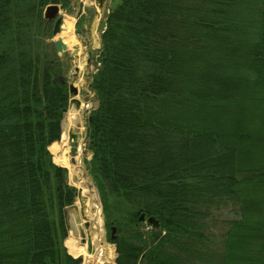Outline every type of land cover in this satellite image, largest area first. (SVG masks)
I'll return each instance as SVG.
<instances>
[{
  "label": "trees",
  "instance_id": "trees-1",
  "mask_svg": "<svg viewBox=\"0 0 264 264\" xmlns=\"http://www.w3.org/2000/svg\"><path fill=\"white\" fill-rule=\"evenodd\" d=\"M61 1L0 0V264H80L63 244L77 190L48 150L69 94L42 10ZM106 25L87 170L105 211L126 212L117 264H264L240 187L264 192V163L240 168L219 131L175 121L229 112L264 134V0H118ZM228 208L216 251L207 224ZM143 213L160 227L145 230Z\"/></svg>",
  "mask_w": 264,
  "mask_h": 264
},
{
  "label": "rangeland",
  "instance_id": "rangeland-1",
  "mask_svg": "<svg viewBox=\"0 0 264 264\" xmlns=\"http://www.w3.org/2000/svg\"><path fill=\"white\" fill-rule=\"evenodd\" d=\"M81 2H83L84 5L91 3L90 0H62L59 3H50L47 5H58L60 7L61 11L59 16L63 17V26L61 28V32L64 31V23L67 17L72 18L74 21L73 36L75 43L67 42L68 50L65 56H61L54 48V41L60 38V33L56 37L52 35L56 19L50 23H47L46 19L44 18L45 9L47 6L43 8L42 13L45 21L44 25L48 27L46 33V43L50 44V50L53 49L51 52L53 53L55 50L57 56L60 57L61 61L59 60V62L60 64L62 62L63 65L61 69V76H59V78H64V84L68 89L69 94L68 107L61 121V138L54 142H61L63 138L67 139L68 144L72 141H77L79 143V148H85L86 154H84L82 151L81 159L78 154L74 157L75 164L71 162V168H76V174L72 176L67 167L58 165L54 162V155L49 150L50 145L54 142L49 145L48 150L51 154L52 162L55 165L67 170V182L69 185L75 187L78 193V195H76L75 203L66 207L64 212L66 209L68 210L67 213L65 212L68 227L67 237H69L70 233H72L77 239L78 243L82 245V238L80 236L79 228H82L86 235L84 244L86 246L88 255L91 257L87 258L88 260L82 257L83 260L85 259L89 262H85L84 260L81 262V264H116L117 251L115 244L111 242V228L115 227L117 230L115 218L118 219L119 217H123L126 212H123L124 209L113 212H111V210L110 212L105 211L103 206L105 200L101 188L89 174L87 170V163L91 161L93 157V154L89 149V118L92 111L98 107L97 101L95 99L96 93L92 90V82L94 76L99 72L102 65L101 57L103 53V35L107 29L106 21L108 19L109 13L118 4V0H109L107 6H103L101 10H99L98 7H96L95 11L90 10V6H88V8H86L87 11L85 12L84 10L81 16L78 18V7ZM76 50H79V53H77L76 56H73L72 52H75ZM87 77L88 81L86 82L85 79ZM70 85H74L78 88L79 92L76 95L70 93ZM84 90L86 95H82ZM85 96H89L93 102L91 104L87 102V105L81 103L80 109L75 108L76 106L71 103V100L73 99H80L83 101ZM84 114L86 115L84 116ZM236 115L237 114L229 112H220L217 114L216 118L206 119L200 115L191 114L190 117L188 116V118L179 116L175 121L179 122L183 119H187L190 123L195 125H203L207 129H215L219 131L227 140L230 141V143L237 146L238 150H240V155L236 159V163H234V165L236 164L238 167L244 169L252 167L258 168L261 163H264V149L262 150V154L256 153L260 147V144L264 148V134L253 132V122L256 121L253 117H249L244 119V121L237 123L234 121V118L236 119ZM217 119H221V121L225 123H217ZM240 129L244 130V140L238 139V137L235 136V133L237 134L238 130ZM6 151L7 150L4 152ZM63 154H66L72 160L73 157L71 156L70 151L65 153L63 150L60 155ZM0 173L2 172L0 171ZM83 173L86 174L85 177L83 176ZM2 180H4L6 183L5 185L9 183V180L6 179V177H4ZM77 181H81V185L76 184ZM257 185H259V183L254 184V187H257ZM250 186V183H243L240 186L242 189H244L245 196L250 198L251 206L253 207V211L250 212L251 218L249 223L252 225H258V229L254 228L250 233H252V235H258V233L260 235H264V199L262 200L261 198L264 197V192H259L257 189L253 190L252 192V190L249 188ZM91 200L93 202L90 205L93 210L92 212L95 213L97 209H99V215L95 220L88 215L86 209L87 201ZM73 206H77V209H75ZM222 215V217L217 216L218 219L215 220V223L209 221L207 224L208 228L214 235V244L212 243V247L214 246L213 249L216 251H219L218 245L220 243L221 237L226 233L229 226L228 224H224L223 219H229L231 217L230 208L223 210ZM148 218L150 217L146 216V219ZM260 218H263L262 223H255L256 219H259L260 221ZM141 223L149 225L144 227L145 230L151 229V226L147 223V220ZM115 234H117V232H115ZM95 236L99 237L98 241L101 243V255L98 253V244L96 243L97 239L94 240ZM66 238L63 242L64 247ZM97 253L98 256H96ZM107 253H109L110 256H108ZM68 254L70 253L68 252Z\"/></svg>",
  "mask_w": 264,
  "mask_h": 264
},
{
  "label": "bare ground",
  "instance_id": "bare-ground-1",
  "mask_svg": "<svg viewBox=\"0 0 264 264\" xmlns=\"http://www.w3.org/2000/svg\"><path fill=\"white\" fill-rule=\"evenodd\" d=\"M73 24H74L73 19L67 17V19H65V23H64V31H62L60 33V38L63 39V41L65 42L66 45H67V42H71V43L74 42L75 43V39H74V36H73ZM67 50H68V46H67ZM74 53H76V54H74ZM77 53H79V51L72 52V55L76 56ZM82 95H86L85 92H82ZM85 105H87V103H85ZM49 150L54 155V162L55 163H57L58 165L67 167L69 169V171L71 172L72 176L74 174H76V168L75 169L71 168V166H72L71 158L68 157L66 154L60 155V153L63 150H64L65 153L70 151L67 139L63 138L61 140V142L52 143L50 145V147H49ZM78 156L81 159V156H82V148L81 147L79 148ZM76 184L81 185V181H77ZM92 203H93L92 200L91 201H87L86 209H87L88 215L95 220L96 217L99 215V209H97V211L95 213H93L92 212L93 210L90 207V205ZM94 240H96V243L98 244V253L101 255L102 254V250H101V243H99V241H98L99 237L95 236ZM65 246L68 249V252L74 257L83 256L85 259L91 257L87 253L86 246L85 245H80L78 243L77 239L74 237V235L72 233H70L69 237L66 238ZM98 253H97L96 256H98ZM107 255L110 256L109 253H107Z\"/></svg>",
  "mask_w": 264,
  "mask_h": 264
},
{
  "label": "water",
  "instance_id": "water-1",
  "mask_svg": "<svg viewBox=\"0 0 264 264\" xmlns=\"http://www.w3.org/2000/svg\"><path fill=\"white\" fill-rule=\"evenodd\" d=\"M105 0H96V2L99 4L100 7H102L103 3ZM80 7L82 9L83 7V2L80 3ZM60 7L58 5H49L46 7L45 9V13H44V18L46 19L47 23L52 22L54 19H56L55 23H54V27H53V31H52V35L54 37H56L59 33H61V28L63 25V17L59 16L60 15ZM54 45H55V49L56 51L61 55V56H65L66 51H67V45L65 44V42L63 41V39L58 38L57 40L54 41ZM76 54V53H74ZM61 82L62 84L65 83L64 78L61 77ZM70 93L73 95H76L79 90L77 87H75L74 85H70ZM84 101L85 102H92V100L89 99V97H84ZM71 103L75 104L77 108H80L81 106V101L78 99H73L71 100ZM86 114H84L85 116ZM69 147H70V154L73 157L71 162L73 164H75V159L74 157L78 154L79 152V143L77 141H72L69 143ZM83 153L86 154V150L85 148L82 149ZM83 176L85 177L86 174L83 173ZM75 209H77L76 206H73ZM67 209L65 210V212L67 213ZM141 222H144L145 220H147V223L152 225L153 228H159L160 227V222L158 220L155 219V217H150L148 219H146V215L143 213L140 216L139 219ZM88 224V223H87ZM80 230V234H81V238H82V244L85 243V233L82 230V228H79ZM116 228L112 227L111 228V232H112V239L115 238V232H116ZM81 260V258H80Z\"/></svg>",
  "mask_w": 264,
  "mask_h": 264
},
{
  "label": "flooded vegetation",
  "instance_id": "flooded-vegetation-1",
  "mask_svg": "<svg viewBox=\"0 0 264 264\" xmlns=\"http://www.w3.org/2000/svg\"><path fill=\"white\" fill-rule=\"evenodd\" d=\"M90 1H91V3H89L87 5H84V3H83L82 9H81V7L79 5V7H78V9H79L78 10V18L81 16V14L83 13L84 10H85V12L87 11L86 8H88V6H90V10H94L95 11L96 7H98V9L101 10L103 8V6H105V5L107 6V3H108L109 0H105L103 5H102V7L99 6V4L96 2V0H93V2H92V0H90Z\"/></svg>",
  "mask_w": 264,
  "mask_h": 264
},
{
  "label": "crops",
  "instance_id": "crops-1",
  "mask_svg": "<svg viewBox=\"0 0 264 264\" xmlns=\"http://www.w3.org/2000/svg\"><path fill=\"white\" fill-rule=\"evenodd\" d=\"M76 108V107H75ZM78 109V108H77Z\"/></svg>",
  "mask_w": 264,
  "mask_h": 264
}]
</instances>
